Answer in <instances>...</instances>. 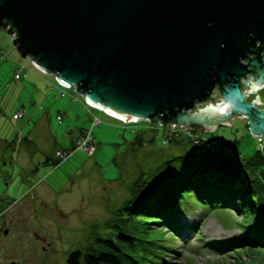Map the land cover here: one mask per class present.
<instances>
[{"label":"rangeland","instance_id":"rangeland-1","mask_svg":"<svg viewBox=\"0 0 264 264\" xmlns=\"http://www.w3.org/2000/svg\"><path fill=\"white\" fill-rule=\"evenodd\" d=\"M0 50L5 54L0 58V221L14 219L11 235L0 237V263L67 264L70 251L112 236L122 226L136 237L134 260L126 264H264V247L219 252L208 244L241 238L253 215L231 207L191 198L179 208L180 232L145 223L138 215L125 223L127 215L115 212L130 198L134 182L183 154L192 145L189 138L166 141L158 122L125 123L97 108L90 112L74 89L57 96L51 89L55 76L22 57L5 28H0ZM22 65V78L15 80V67ZM260 94L264 102V91ZM20 109L26 115L15 119ZM86 129L94 144L55 162L57 151L73 148L79 130ZM195 132L222 139L243 157L262 147L244 118L213 133L197 127Z\"/></svg>","mask_w":264,"mask_h":264},{"label":"water","instance_id":"water-1","mask_svg":"<svg viewBox=\"0 0 264 264\" xmlns=\"http://www.w3.org/2000/svg\"><path fill=\"white\" fill-rule=\"evenodd\" d=\"M0 28L93 107L209 133L243 117L264 152V109L242 91L264 85V56L243 62L264 50V0H0Z\"/></svg>","mask_w":264,"mask_h":264},{"label":"trees","instance_id":"trees-1","mask_svg":"<svg viewBox=\"0 0 264 264\" xmlns=\"http://www.w3.org/2000/svg\"><path fill=\"white\" fill-rule=\"evenodd\" d=\"M4 56L5 54L0 58ZM22 66L15 67V80L22 78L24 66L19 78H16ZM56 84L52 86L56 88L57 96H66L67 88L58 81ZM83 102L90 112L96 109L88 105L85 99ZM25 115L26 111L20 109L15 112L14 118L20 119ZM62 118L61 114L59 119ZM93 120L95 123L96 119ZM90 131L91 129L79 130L73 148L57 151L55 162L58 163L79 150L80 141ZM195 131L196 128L191 132L171 133L169 136L164 133L166 141H176L184 135L192 145L183 154L165 160L147 178L141 177L135 181L130 198L117 209L116 215H127L125 223L135 221L131 215H138L145 223L166 225L180 232L179 208L189 199L196 198L213 207H231L253 215L246 229L241 230V238L228 242L211 240L208 244L212 248L224 252L237 246L264 247V217L261 216L264 212V152L258 149L253 155L243 157L222 139L198 137ZM137 138H140V134ZM59 153L63 156H59ZM50 159L47 157L45 162L50 163ZM151 217L158 220H149ZM117 228L119 229L112 236L96 237L84 249L70 251L67 264H126L127 259L133 257L134 260L132 249L136 237L122 226ZM182 228L186 227L183 225ZM194 229L195 225L191 224L190 230Z\"/></svg>","mask_w":264,"mask_h":264},{"label":"flooded vegetation","instance_id":"flooded-vegetation-1","mask_svg":"<svg viewBox=\"0 0 264 264\" xmlns=\"http://www.w3.org/2000/svg\"><path fill=\"white\" fill-rule=\"evenodd\" d=\"M262 45L263 44H262L261 41H257L256 45L252 48V52L248 54V58L243 60V62L247 64L249 62V59L255 57L256 55H259L260 57L263 58L264 50L261 48ZM252 76H254L253 73H248L246 77L248 78V77H252ZM246 77H243L242 81ZM246 89L250 90V92L246 96V99H245L246 102H250V103L251 102H255L258 105V107H260L261 109H264V102H263V100L261 98V94H260L262 91H264V85L262 87H258V88L256 87L255 88L254 85H253V80H252V81H250V83L243 85L242 91L244 92ZM219 91H220V89L216 87L213 90V93H216V92H219ZM212 98H214V97L211 96L210 100H212ZM204 106H205V104H204ZM235 118L237 119V118H243V117H237L236 116ZM244 119H246V118H244ZM164 131H165V129H164ZM13 220L14 219H11V220L7 221L6 219L2 218V220L0 221V237H2V236L9 237L11 235V233H9V230L13 226ZM11 262H20V261H16V260H12L11 259L10 261L9 260L8 261H4V263H0V264H10Z\"/></svg>","mask_w":264,"mask_h":264},{"label":"built area","instance_id":"built-area-1","mask_svg":"<svg viewBox=\"0 0 264 264\" xmlns=\"http://www.w3.org/2000/svg\"><path fill=\"white\" fill-rule=\"evenodd\" d=\"M4 55V52L3 51H1L0 50V57L1 56H3ZM23 69V66L19 69V72L16 74V78H19V76H20V72H21V70ZM59 84L61 85V86H63V87H65V88H69V87H66V86H64L63 84H61L60 82H59ZM88 104V103H87ZM88 105H90V104H88ZM91 107H93L92 105H90ZM94 108H96V107H94ZM97 109H99V108H97ZM103 111V110H102ZM105 112V111H104ZM107 115H109V116H111V117H114V118H116L115 116H113V115H111V113L110 112H105ZM117 119H119V120H121V121H123V122H125V123H128V121L127 120H125V119H123V118H118L117 117ZM96 121V120H95ZM133 122H138V121H133ZM158 124H161V126L165 129V134H167V136H169L171 133H173V134H176V133H182V132H191L192 130H193V128L192 127H189V126H178V125H164V124H162L161 122H158ZM172 134V135H173ZM260 140V139H259ZM93 142H94V138H93V136H92V133H91V131L90 132H88L87 133V136H85L81 141H80V144H79V146H78V149H86V148H89V147H91L92 145H93ZM261 143H262V145H263V142L262 141H260ZM59 156H63V154L62 153H59ZM66 158H68V157H66ZM65 158V159H66Z\"/></svg>","mask_w":264,"mask_h":264},{"label":"bare ground","instance_id":"bare-ground-1","mask_svg":"<svg viewBox=\"0 0 264 264\" xmlns=\"http://www.w3.org/2000/svg\"><path fill=\"white\" fill-rule=\"evenodd\" d=\"M203 108V107H202ZM111 115H113V116H115V117H118V118H121L120 116H118V115H116V114H114V113H111ZM183 218H185L184 216H182V220H183ZM185 221H187V220H185Z\"/></svg>","mask_w":264,"mask_h":264},{"label":"crops","instance_id":"crops-1","mask_svg":"<svg viewBox=\"0 0 264 264\" xmlns=\"http://www.w3.org/2000/svg\"><path fill=\"white\" fill-rule=\"evenodd\" d=\"M6 29V28H5ZM53 88V90H56V88L54 86L51 85V89Z\"/></svg>","mask_w":264,"mask_h":264}]
</instances>
